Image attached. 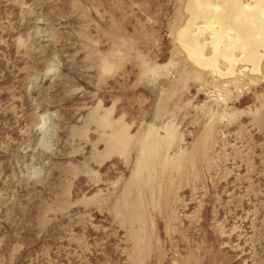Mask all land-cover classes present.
<instances>
[{"label": "rangeland", "instance_id": "1", "mask_svg": "<svg viewBox=\"0 0 264 264\" xmlns=\"http://www.w3.org/2000/svg\"><path fill=\"white\" fill-rule=\"evenodd\" d=\"M187 2L0 0V264H264V60L198 69Z\"/></svg>", "mask_w": 264, "mask_h": 264}, {"label": "bare ground", "instance_id": "2", "mask_svg": "<svg viewBox=\"0 0 264 264\" xmlns=\"http://www.w3.org/2000/svg\"><path fill=\"white\" fill-rule=\"evenodd\" d=\"M187 3L189 16L178 30L177 40L193 65L219 77H232L241 66L248 72L261 71L264 0H189ZM105 120H102L105 125L111 124ZM110 138L111 151L119 149L121 142L128 144L120 132Z\"/></svg>", "mask_w": 264, "mask_h": 264}]
</instances>
